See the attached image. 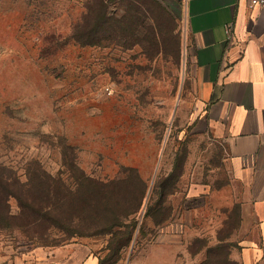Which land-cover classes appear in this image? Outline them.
<instances>
[{
    "label": "rangeland",
    "instance_id": "rangeland-1",
    "mask_svg": "<svg viewBox=\"0 0 264 264\" xmlns=\"http://www.w3.org/2000/svg\"><path fill=\"white\" fill-rule=\"evenodd\" d=\"M191 76L185 21L166 0H0V167L15 178L0 206V264H36L76 236L124 264L173 208L192 218L191 183L227 184L222 146L193 131ZM209 217L184 229V256L228 234Z\"/></svg>",
    "mask_w": 264,
    "mask_h": 264
},
{
    "label": "crops",
    "instance_id": "crops-1",
    "mask_svg": "<svg viewBox=\"0 0 264 264\" xmlns=\"http://www.w3.org/2000/svg\"><path fill=\"white\" fill-rule=\"evenodd\" d=\"M166 1L181 9L190 45L191 82L196 99L193 131L222 146L229 174L227 184L221 188L200 182L208 187L206 193H195L198 183H189L188 189L192 188L186 190L185 199L200 201L192 207V218L178 216L177 208H173L170 219L158 225L153 238L142 241L147 252L138 255L141 247H137L124 264H200L207 258L203 252L191 258L184 256L185 245L190 246L192 238L182 237L183 232L187 228L199 231L201 221L213 223L209 216L216 214L217 231L225 230L228 234L209 236L205 247L228 245L227 260L232 264H262L264 4L251 6L249 0ZM211 190H221L216 192L221 194L209 198ZM189 211L186 204L184 213ZM205 230L214 231V226ZM98 245L96 238L76 236L44 249L36 264H105ZM10 264L30 262L17 257Z\"/></svg>",
    "mask_w": 264,
    "mask_h": 264
},
{
    "label": "trees",
    "instance_id": "trees-1",
    "mask_svg": "<svg viewBox=\"0 0 264 264\" xmlns=\"http://www.w3.org/2000/svg\"><path fill=\"white\" fill-rule=\"evenodd\" d=\"M13 182H15V178H14V176H12V174L11 173H6V172H3L2 171V169H1V167H0V195H1V200H0V206H1V208H3L4 207V210H6V211H8L7 210V206H8V204H7V201H8V199H9V197H11V196H14V191H13V189L11 188V184L13 183ZM162 195H163V192H161L160 193V197H159V199L160 200H156L155 201V206H154V211L156 210V208L158 209V207H157V205H158V203H160L161 202V199H162ZM51 210V208L49 207V209L47 210V211H50ZM152 211V210H151ZM147 212V211H146ZM147 213H150L149 211L147 212ZM146 213V214H147ZM158 224H159V226L160 225H162L161 224V221L160 222H158ZM134 228V227H133ZM205 239V238H204ZM206 243H209V238H207L206 240H205V242L202 244V245H205ZM192 245L193 244H191L190 246L192 247ZM190 246H189V248H190ZM224 246V245H223ZM137 247V246H136ZM205 247V246H204ZM214 248H220V247H217V246H209V247H207V254H206V256H207V258H205L204 259V261H202L200 264H210V262H213V263H215V261H216V264H225L226 262L227 263H229L228 262V254H229V252H230V247H229V250H228V254L226 255V256H224L221 260H219L218 258H217V255L216 254H210V253H208V252H212V250L214 249ZM216 255V256H215Z\"/></svg>",
    "mask_w": 264,
    "mask_h": 264
},
{
    "label": "built area",
    "instance_id": "built-area-1",
    "mask_svg": "<svg viewBox=\"0 0 264 264\" xmlns=\"http://www.w3.org/2000/svg\"><path fill=\"white\" fill-rule=\"evenodd\" d=\"M251 6H256V5H262L264 4V0H249Z\"/></svg>",
    "mask_w": 264,
    "mask_h": 264
}]
</instances>
